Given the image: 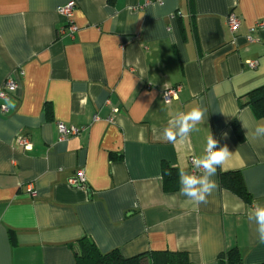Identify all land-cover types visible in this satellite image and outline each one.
<instances>
[{
    "label": "crops",
    "instance_id": "0c3cea01",
    "mask_svg": "<svg viewBox=\"0 0 264 264\" xmlns=\"http://www.w3.org/2000/svg\"><path fill=\"white\" fill-rule=\"evenodd\" d=\"M71 2L77 30L59 35L57 10ZM262 21L264 0H0V90L19 82L0 113V264H74L70 245L82 237L125 258L168 250L217 264L236 249L244 264H264L255 224L231 212L237 197L219 184L239 172L248 208L264 204V137H253L264 117L240 107L264 87V29L250 32ZM195 106L207 115L188 139H163L168 121ZM58 123L79 133L59 140ZM210 132L232 154L208 202L182 206L179 177L165 192L160 165L192 171ZM78 171L85 185L69 186Z\"/></svg>",
    "mask_w": 264,
    "mask_h": 264
},
{
    "label": "clouds",
    "instance_id": "9594fccd",
    "mask_svg": "<svg viewBox=\"0 0 264 264\" xmlns=\"http://www.w3.org/2000/svg\"><path fill=\"white\" fill-rule=\"evenodd\" d=\"M207 110L195 106L187 112H179L171 118L162 130V138L168 142L176 143L177 140L185 142L190 133L196 129L198 124L205 121ZM227 137V133L223 134ZM254 138L264 137V124H257L253 130ZM217 139L210 134L206 137V144L201 155L194 156L192 164L198 173L181 168L179 170L180 195L184 197L183 205H191L194 208L208 202V198L217 189L218 184L213 179L217 168L230 158L231 152L227 145L218 146ZM226 210H229L226 206ZM232 213L244 212L249 221L255 224L257 239L264 243V204L255 203L250 209L238 197L231 204Z\"/></svg>",
    "mask_w": 264,
    "mask_h": 264
},
{
    "label": "trees",
    "instance_id": "16d2710c",
    "mask_svg": "<svg viewBox=\"0 0 264 264\" xmlns=\"http://www.w3.org/2000/svg\"><path fill=\"white\" fill-rule=\"evenodd\" d=\"M248 97L249 99L240 107L250 106L258 117H264V87L252 91ZM233 130L241 140L242 133L235 122L233 123ZM160 170L163 190L165 192L176 191L178 171L164 162L161 163ZM219 184L222 189L231 192L244 203L251 204V196L248 194L239 172L221 173ZM70 247L74 256V264H190L188 255L185 252L152 251L129 258L123 257L117 249L102 253L89 237L80 238ZM217 264L244 263L240 253L236 249H232L221 254L217 259Z\"/></svg>",
    "mask_w": 264,
    "mask_h": 264
},
{
    "label": "built area",
    "instance_id": "2783aa9c",
    "mask_svg": "<svg viewBox=\"0 0 264 264\" xmlns=\"http://www.w3.org/2000/svg\"><path fill=\"white\" fill-rule=\"evenodd\" d=\"M147 3V1H146ZM73 9H74V4L68 3L65 6L59 7L57 12L59 15H61L64 19H65V26L67 29L61 28L58 30V34L62 35L64 33H68L69 36H72L74 34V32L77 30V28L74 26V24L72 23V13H73ZM226 24L228 27V30L231 34H234L235 31L238 29L239 25H240V19L233 15L230 14L228 15L227 19H226ZM255 29H264V21L259 22L255 25V27L250 30V32H252ZM249 40H251L250 37H248ZM245 65L249 68V69H255L257 66V62L256 61H246ZM23 72H20L18 74V76H22ZM19 86V82L17 80V77H8L1 90H0V113L5 114L7 112L6 106H5V102L8 101L9 99V95L11 93H14ZM181 86H176V87H170V88H166L163 92H162V98L164 100L165 103H170L171 101L177 99L178 94L181 91ZM57 129H58V133H59V140H65L68 137L71 136H76L79 133L78 129H75L73 127H67L61 123L57 124ZM16 144L20 147H22L23 149H30V143L28 141L27 138L25 137H19L16 141ZM192 159L193 158H189V165L192 169L193 172L198 173L199 170L195 169L193 164H192ZM69 186L72 187H83L85 185V177L82 171H78L76 173V175L71 178L68 182ZM27 192L29 195L34 194L33 191V186L32 184H27Z\"/></svg>",
    "mask_w": 264,
    "mask_h": 264
}]
</instances>
